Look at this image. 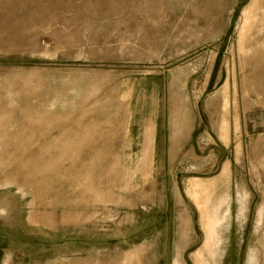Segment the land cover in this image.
I'll return each instance as SVG.
<instances>
[{"label":"rangeland","instance_id":"1","mask_svg":"<svg viewBox=\"0 0 264 264\" xmlns=\"http://www.w3.org/2000/svg\"><path fill=\"white\" fill-rule=\"evenodd\" d=\"M227 161L207 264H264V0H0V264H195Z\"/></svg>","mask_w":264,"mask_h":264},{"label":"crops","instance_id":"2","mask_svg":"<svg viewBox=\"0 0 264 264\" xmlns=\"http://www.w3.org/2000/svg\"><path fill=\"white\" fill-rule=\"evenodd\" d=\"M220 140L225 145L229 144V127L227 130L220 129ZM231 170L232 162L227 161L223 163L220 174L215 178L208 179L206 181L198 178L189 179L190 183L195 181L204 182V184L202 185V187L204 188L199 189V191L197 190L198 193L195 195L196 198H198L196 199V204L190 199L201 213V228L203 229L204 233V239L201 247H199L192 254L195 264H203V262H206L207 264V256L217 258V256L219 255V247L221 245V228L224 227L225 222L231 219L232 208L229 202V196L222 195L218 199L215 198L218 182H221L220 180L225 179ZM187 197L189 198V196ZM261 215L262 212L260 211V217ZM259 222L260 224H262V220H260ZM138 259L139 252L133 251L126 254L123 264H134V262H136ZM254 260L256 259H248L247 264H254ZM175 264L180 263L178 260H176Z\"/></svg>","mask_w":264,"mask_h":264},{"label":"water","instance_id":"3","mask_svg":"<svg viewBox=\"0 0 264 264\" xmlns=\"http://www.w3.org/2000/svg\"><path fill=\"white\" fill-rule=\"evenodd\" d=\"M237 10L240 11L241 10V7H238Z\"/></svg>","mask_w":264,"mask_h":264}]
</instances>
